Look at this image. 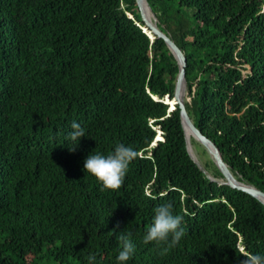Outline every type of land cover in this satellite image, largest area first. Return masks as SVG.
<instances>
[{
	"label": "trees",
	"instance_id": "trees-1",
	"mask_svg": "<svg viewBox=\"0 0 264 264\" xmlns=\"http://www.w3.org/2000/svg\"><path fill=\"white\" fill-rule=\"evenodd\" d=\"M147 2L187 58L195 124L264 191V0ZM145 30L136 0H0V264H118L121 233L137 247L128 264L264 253V203L195 157L179 104L165 102L181 64ZM73 121L87 135L75 151ZM119 143L139 155L120 189H102L85 160ZM169 201L186 235L161 256L143 236Z\"/></svg>",
	"mask_w": 264,
	"mask_h": 264
},
{
	"label": "clouds",
	"instance_id": "clouds-1",
	"mask_svg": "<svg viewBox=\"0 0 264 264\" xmlns=\"http://www.w3.org/2000/svg\"><path fill=\"white\" fill-rule=\"evenodd\" d=\"M85 136H87L85 128L81 123L73 121L71 130L67 134V139L72 144L70 149L75 151L80 144L81 138ZM157 138H161L160 130ZM138 155V151L132 146L119 143L111 154H90L85 160L84 168L87 174H91L100 182L102 189L118 190L125 183L129 167ZM154 213L153 222L147 226L143 242L145 244L153 243L159 249V254L163 256L171 248L179 245L185 238L184 217L175 211L174 204L171 201L156 207ZM119 239L123 242V247L117 257L118 264H128L136 253V244L129 235L124 233H121ZM244 256L246 259L242 264H264V253ZM88 264H97V257L90 255Z\"/></svg>",
	"mask_w": 264,
	"mask_h": 264
},
{
	"label": "water",
	"instance_id": "water-1",
	"mask_svg": "<svg viewBox=\"0 0 264 264\" xmlns=\"http://www.w3.org/2000/svg\"><path fill=\"white\" fill-rule=\"evenodd\" d=\"M140 13L143 17V20L147 23V25L151 28L150 33L148 30H145L148 35L153 39L154 33H156L159 37H162L165 39L166 43L170 47V49L174 52V54L177 56L180 64H181V70L179 72V75L177 77V83H176V94L174 98L167 97L166 103H170L171 107H174L176 103L179 104L181 117L186 129V133H190L196 138H198L212 153L215 162L218 166V168L221 170V172L225 175V177L228 180V183L235 188L247 191L248 193L252 194L256 198H258L260 201L264 203V191H262L257 186L251 184L248 181H245L243 179H239L237 176H235L226 162L224 161L223 157L221 156L219 149L216 145V143L203 131L197 127L195 124V121L191 117L185 102V96H184V86L186 82V64H187V58L183 52V50L180 48V46L164 31H162L156 23L151 19L149 13H148V2L147 0H136ZM174 101V103H172Z\"/></svg>",
	"mask_w": 264,
	"mask_h": 264
},
{
	"label": "rangeland",
	"instance_id": "rangeland-1",
	"mask_svg": "<svg viewBox=\"0 0 264 264\" xmlns=\"http://www.w3.org/2000/svg\"><path fill=\"white\" fill-rule=\"evenodd\" d=\"M192 117V116H191ZM194 120V119H193ZM187 139L189 146L195 155V157L203 164L208 167L210 172L214 171V162L215 159L211 151L195 136L190 133H187Z\"/></svg>",
	"mask_w": 264,
	"mask_h": 264
}]
</instances>
